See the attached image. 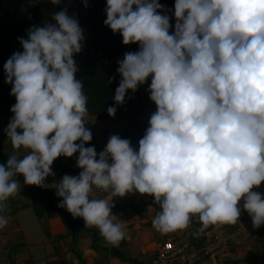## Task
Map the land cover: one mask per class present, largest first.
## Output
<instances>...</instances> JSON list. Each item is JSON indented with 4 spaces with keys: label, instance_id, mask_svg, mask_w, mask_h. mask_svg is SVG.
<instances>
[{
    "label": "clouds",
    "instance_id": "clouds-1",
    "mask_svg": "<svg viewBox=\"0 0 264 264\" xmlns=\"http://www.w3.org/2000/svg\"><path fill=\"white\" fill-rule=\"evenodd\" d=\"M163 10L158 0H107L105 9V25L123 44L139 43V51L118 61L116 103L151 77L156 111L138 151L119 135L98 158L85 147L92 139L84 119L88 98L73 58L84 34L74 16L57 12L55 23L20 38L23 51L4 64L16 98L6 134L13 149L27 154L0 164V213L19 190L17 174L44 187L58 157L79 153V175L54 185L63 198L58 206L113 246L126 233L108 200L90 198L94 189L153 196L160 211L152 223L161 234L187 228L193 217L197 237L210 225H235L242 198L253 228L264 225V197L252 191L264 182V0H175L171 34ZM107 111L115 116L116 107ZM7 223L0 215V228Z\"/></svg>",
    "mask_w": 264,
    "mask_h": 264
},
{
    "label": "crops",
    "instance_id": "crops-1",
    "mask_svg": "<svg viewBox=\"0 0 264 264\" xmlns=\"http://www.w3.org/2000/svg\"><path fill=\"white\" fill-rule=\"evenodd\" d=\"M96 139L92 138V147L95 150L96 146L93 144V140ZM96 152L98 151L96 150ZM72 176L77 175L73 174ZM252 191L261 193L264 197V182L259 187H254ZM50 193L54 197L55 204L57 200L62 202V197ZM102 194L104 195V191L98 189L96 193H92L90 198L108 200L111 204V213L122 223L126 236L117 246L107 242L101 236L99 229L86 227L83 218L74 217L72 214L70 220L83 223V225H78L71 235L58 239V236L66 235L62 230L65 217L54 211H46L42 217L37 219L38 222L43 221L38 224V228L44 224L46 226V229L41 227L45 231L46 238L44 242H42L43 239L40 241L43 245L37 250L36 239L39 236L35 235V228L28 234L26 228L20 224V219L26 217L23 211L27 206L21 204L15 206V202H13L11 203L14 204V209L11 208L12 211L4 210L0 213L8 219L7 225L0 228V264H141L137 258H143L148 250L153 249V241L149 242V239L156 231L152 222L159 212L158 206L152 202L151 195L140 194L135 190L126 193L123 197H113L111 192H108L99 198L98 195ZM243 204L244 199L242 198L238 204L241 212L245 211ZM64 210L65 213L70 214L66 208ZM234 227L235 225H230V233H233ZM79 230L82 233L78 232ZM23 233H25L27 241H24ZM36 233L38 234V231ZM235 238L236 242L230 244L226 249L216 252L210 257H202L197 254L190 257L186 264H264V226L257 233L250 234L245 231L235 235L233 239L235 240ZM171 239L178 240L176 237H171ZM37 245L40 244L37 243ZM106 246H110L109 254H104L102 257L98 250H103L107 248ZM120 246H124L126 249L128 253L126 256L115 251V248ZM49 247L52 248V253H49ZM16 250L19 252L11 255L10 261L6 257V253Z\"/></svg>",
    "mask_w": 264,
    "mask_h": 264
},
{
    "label": "trees",
    "instance_id": "trees-1",
    "mask_svg": "<svg viewBox=\"0 0 264 264\" xmlns=\"http://www.w3.org/2000/svg\"><path fill=\"white\" fill-rule=\"evenodd\" d=\"M173 7L174 5L170 4L169 10L171 12L173 10ZM169 17L170 24L172 25L170 30H173L175 19H173L171 16ZM122 46L127 45L118 43L113 48L102 50L101 52L103 54V58L105 60L114 58L116 55L122 52ZM5 63L6 62L2 63L3 67ZM118 67V63H115L111 68H100L94 70L93 72H83L81 74H77L76 79L82 82L83 91L88 98V115L93 116L97 120L105 119L124 125L125 132L122 136V139L130 140L132 146L135 143V138L133 135L134 131L142 129L138 127L137 120L142 116L144 107L138 89L136 91H132L131 89L127 90L123 104L118 105L114 100L115 90L119 86V82L122 79L121 75L117 71ZM90 68L91 67H88L85 70H88ZM11 85L0 86V138L7 136L6 129L9 125L10 120L14 116V113L11 112V108L15 105L16 98L15 96L10 95L12 88ZM109 107H116L115 116H110L108 114L107 109ZM85 126H87V124H85ZM17 131L19 132L21 130L17 129ZM76 143H80V141H77ZM85 147H92V139L91 141L85 143ZM78 156L79 153H75L72 157H65L61 155L53 162V164L51 165L53 173L52 182L55 185L62 180L64 175L72 174V170H70L69 168L74 169V175L79 174V167L77 166ZM8 159V156L1 154L0 152V164H6ZM25 185L30 198L34 201L32 210L34 211L37 219L42 217L43 213H45L46 211H54L60 214L65 213L64 208L59 207L55 204L54 197L44 187L27 184ZM152 202H154L153 196ZM156 205L158 206V210L160 211V205L157 203ZM67 221L72 229L75 226L83 225V223L72 221L70 220V218H68ZM189 227L190 232L187 236L188 242L190 245L194 244L196 247L195 249L198 250L201 248L204 235L210 229L211 225L199 237L194 235L196 230L200 227V224L195 217H193L190 221ZM72 229L66 235L58 236V239H61L67 235H71L73 233ZM18 252L19 251L17 250L13 252L8 251V253H6V257L10 260V256L15 255Z\"/></svg>",
    "mask_w": 264,
    "mask_h": 264
},
{
    "label": "rangeland",
    "instance_id": "rangeland-1",
    "mask_svg": "<svg viewBox=\"0 0 264 264\" xmlns=\"http://www.w3.org/2000/svg\"><path fill=\"white\" fill-rule=\"evenodd\" d=\"M174 32V29L170 30V34ZM139 51V44L135 45L132 49H129L127 51H124L120 54H118V57L113 60V61H108V62H103V61H99L96 64H94L90 69L88 70H81V71H77L75 76L77 78V74H81L83 72H93L96 69H100V68H111L115 63H118V61L123 60L125 53L127 52H136ZM6 77H5V72L3 68H0V86H8L11 85L9 83L5 82ZM150 83H151V77L148 78V80L142 84L138 86V91L142 100V104H143V114L141 117L138 118L137 120V125L138 127L142 128L141 130H135L133 135L135 138V143L132 145V147L138 151V147H139V140L143 137V135L145 134L147 128L149 127V120L152 114H154V112L156 111V105L153 101H151L150 99V92L148 91L149 87H150ZM12 86V85H11ZM85 124H87V126H85L88 130H90L91 134L97 138L96 140H93V144H95L96 146V150L97 152V156H99V153L102 152L105 148L106 145L109 141V138L112 135H119L121 138L125 132V127L122 124H118L116 122L110 121V120H97L95 119L93 116L87 115L85 116ZM144 127V128H143ZM92 136V138H94ZM0 152L1 154H4L8 157H10L11 155H16L20 158H23L24 155H26V150L21 149L19 151L13 149V147H11V142L8 138V136H4L2 138H0ZM74 166V165H73ZM70 170H72V174H74V169L73 168H69ZM80 171H82V169L79 168V173ZM79 175V174H78ZM77 175V176H78ZM52 175H49L48 177H46L45 179V186L44 188H46L47 190H49L50 192H52L54 195H56V188L54 187V185H52L49 180H52ZM17 183L19 184V190L17 191V193L10 197L6 202L10 203V205H8V203L5 202V211H12V209H14V204H11L13 202H15V206H18L19 204L21 205H25L27 206V208L23 211V213L25 214L26 217L21 218L20 219V224L23 225L26 228V233H30L31 230L35 228V235L39 236L36 239V242L40 245H37V250H39V248L42 247V242H44L45 238H46V234L45 231H43V229L41 227H44L46 229V226L44 224V226H40L38 228V224H41L43 221L38 222L34 211L32 210V205L34 203V201L30 198L28 192H27V188L24 182V177L23 175H18L15 177ZM98 189H94L93 192H97ZM108 194V192H104V195ZM102 195H98V197L100 198ZM56 204H60L59 200L56 201ZM12 208V209H11ZM64 208V207H63ZM247 211V210H245ZM58 214V213H56ZM59 215V214H58ZM62 215V214H60ZM62 217H65V221L62 224V230L65 234H67L68 232H70V230L72 229V227L69 225L67 219L71 218V213H64L62 215ZM77 226L73 227L72 230H76ZM82 230V228H79ZM81 230H79L78 232H80ZM38 231V234L36 233ZM190 232V227L188 226L187 228L183 229V230H177L175 232L172 233H168V234H161L160 232H158L157 230L152 234L151 239H149V242H151V240L153 241V247L158 244L161 243L162 241H164L165 239H170L171 237H176L178 238L177 242L180 243H187L188 247L191 248L192 250H197L195 249V245L194 244H189L187 236L189 235ZM229 232V231H228ZM82 233V231H81ZM230 235V232L228 233ZM24 235V241H27L26 239V235L25 233H23ZM238 235V234H237ZM43 239V240H42ZM42 240V242H40ZM233 242H236V238L235 240L232 238V240L229 241L228 246H230V244H233ZM27 245V243H26ZM107 247V246H106ZM152 247V248H153ZM28 248V247H26ZM109 247L104 248L103 250H98L99 255H101L102 257H104V254L108 255L109 254ZM52 248L49 247V253L51 252ZM115 251L121 253L122 255L126 256L128 253L126 251V249L124 248V246H120L115 248ZM219 251H217L218 253ZM154 251L153 249H150L146 252V255L143 256V258L138 257L137 259H139V262L141 264H148L149 261L154 257ZM196 256V255H195ZM5 262V261H3ZM187 263V262H186ZM185 263V264H186Z\"/></svg>",
    "mask_w": 264,
    "mask_h": 264
},
{
    "label": "flooded vegetation",
    "instance_id": "flooded-vegetation-1",
    "mask_svg": "<svg viewBox=\"0 0 264 264\" xmlns=\"http://www.w3.org/2000/svg\"><path fill=\"white\" fill-rule=\"evenodd\" d=\"M57 12L41 0H7L0 5V68L4 69L2 63L13 53L23 51L20 38L27 39L30 28L55 23L53 16ZM168 16L175 19L174 7L172 12L169 10ZM138 44L122 46L121 50L127 51ZM82 45L80 53L73 57L78 71L105 60L101 52L103 49L96 48L85 35Z\"/></svg>",
    "mask_w": 264,
    "mask_h": 264
},
{
    "label": "water",
    "instance_id": "water-1",
    "mask_svg": "<svg viewBox=\"0 0 264 264\" xmlns=\"http://www.w3.org/2000/svg\"><path fill=\"white\" fill-rule=\"evenodd\" d=\"M7 0H0V5ZM52 9L60 12L67 11L69 16H74L83 34L90 40V42L98 49H110L116 44L123 43V37L120 33H114L110 27L105 25L104 21L107 18L106 7L107 0H60L59 3L54 4L52 0H41ZM164 6L161 15L169 14L170 4L175 3V0H158ZM135 8V6H133ZM118 57L116 55L110 60H103V62L113 61Z\"/></svg>",
    "mask_w": 264,
    "mask_h": 264
},
{
    "label": "built area",
    "instance_id": "built-area-1",
    "mask_svg": "<svg viewBox=\"0 0 264 264\" xmlns=\"http://www.w3.org/2000/svg\"><path fill=\"white\" fill-rule=\"evenodd\" d=\"M264 226V225H262ZM261 226V227H262ZM261 227L253 228L252 217L248 211L241 212L235 224L233 233L228 234L230 225H211L205 233L203 244L200 249L192 250L187 243H180L174 239H165L153 247L154 257L148 264H185L190 257L200 254L202 257H210L228 247L232 238L248 231L250 234L257 233Z\"/></svg>",
    "mask_w": 264,
    "mask_h": 264
}]
</instances>
